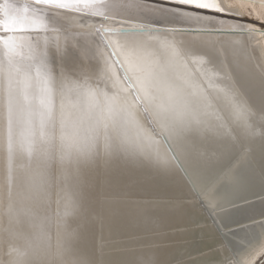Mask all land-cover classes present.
Here are the masks:
<instances>
[{
    "label": "bare ground",
    "instance_id": "1",
    "mask_svg": "<svg viewBox=\"0 0 264 264\" xmlns=\"http://www.w3.org/2000/svg\"><path fill=\"white\" fill-rule=\"evenodd\" d=\"M221 2L230 13L218 18L239 34L196 36L173 17L125 7V15L147 21L155 29L183 27L184 34L104 37L113 44L132 40L155 43L174 39L177 45L202 41L207 45L205 50L219 53L227 78L236 89L235 96L221 82V72L217 86L207 90V101L195 109L208 113L201 116L205 122L179 138L169 131V121L185 111V98L170 97L162 84L148 99L136 72L129 70L131 81L125 83L119 69H110L117 80V99L126 100L124 119L139 121L158 141L167 166L127 154L101 160L86 172L80 206L64 216L65 201L58 184L50 201L43 205L20 186L26 178V153L18 134L9 177L7 141L0 129V264H140L146 257L154 264H258L264 258V0ZM57 23L60 31L49 35L67 34L84 64H93V37L100 39L94 29L100 23L89 20L82 27L79 18L62 17ZM143 26L120 23L117 18L104 23L103 29ZM240 29L251 30V34ZM73 34H78L75 39ZM116 50L128 67L122 49ZM207 67L217 71L212 65ZM189 70L194 71L191 65ZM183 74L178 68L177 76ZM107 83L111 87L112 81ZM208 83L198 80V87L191 90L199 95ZM93 87L108 91L99 82ZM135 90L140 92L139 98ZM141 101L148 108L147 114ZM56 104L58 122L61 111L66 119L78 115V106L70 107L59 96ZM148 115L157 131L169 135L171 147L152 131ZM60 171L59 167L55 170L57 180Z\"/></svg>",
    "mask_w": 264,
    "mask_h": 264
},
{
    "label": "snow or ice",
    "instance_id": "2",
    "mask_svg": "<svg viewBox=\"0 0 264 264\" xmlns=\"http://www.w3.org/2000/svg\"><path fill=\"white\" fill-rule=\"evenodd\" d=\"M125 7L173 17L196 36L239 34L233 33L231 26L218 18L219 14L230 13L221 0H147L145 3L140 0H0V129L7 141L9 177L14 138L18 134L20 146L26 153L23 166L26 178L21 180L20 186L43 205L50 201L58 184L65 201L64 216L80 206L86 172L101 160L127 154L167 166L160 155L158 141L139 121L124 119L122 106L126 100L117 99V80L110 71L113 66L120 70L125 83L131 81L129 70L136 72L148 99L153 98L162 84L167 86L170 97L185 98V111L174 114L169 121V131L178 138L205 122L201 116L207 117L208 113H198L195 109L202 101H207V90L217 86L215 81L221 72H224L221 82L228 92L233 96L236 93L219 60V53L205 50L207 45L202 41H181L177 45L174 39L155 43L132 40L113 44L104 39L109 34L129 37L184 34L183 27L155 29L147 21L125 15L122 10ZM58 17L79 18L82 27L87 26L89 20L100 23L101 26L94 29L100 39L93 37V64H84L79 49L67 34L49 35V32L60 31ZM117 18L120 23L138 22L145 26L103 29L104 23ZM240 32L251 34V30L246 29ZM76 35L73 34L72 39ZM117 47L128 59V67L117 53ZM104 50H107L106 55ZM190 65L194 71L189 70ZM207 65L216 67L217 71L212 72ZM178 68L184 70L182 76H177ZM261 68L264 70V64ZM198 80L209 81L199 95L191 90L198 87ZM107 81H112L111 87ZM94 82L102 83L108 91H97ZM134 95L139 98L140 92L135 90ZM58 96L70 107L78 106L75 118L66 119L61 111L58 122ZM141 105L147 114L148 108L143 101ZM148 121L152 131L171 147L169 135L157 131L151 115ZM57 167L61 170L58 180ZM8 194L11 195L10 189ZM72 264L80 262L72 261ZM140 264L154 262L146 257Z\"/></svg>",
    "mask_w": 264,
    "mask_h": 264
},
{
    "label": "rangeland",
    "instance_id": "3",
    "mask_svg": "<svg viewBox=\"0 0 264 264\" xmlns=\"http://www.w3.org/2000/svg\"><path fill=\"white\" fill-rule=\"evenodd\" d=\"M258 264H264V258L262 260H260V262Z\"/></svg>",
    "mask_w": 264,
    "mask_h": 264
}]
</instances>
